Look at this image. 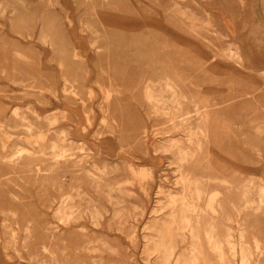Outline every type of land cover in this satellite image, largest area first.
<instances>
[{
	"label": "rangeland",
	"instance_id": "374dc122",
	"mask_svg": "<svg viewBox=\"0 0 264 264\" xmlns=\"http://www.w3.org/2000/svg\"><path fill=\"white\" fill-rule=\"evenodd\" d=\"M263 188L264 0H0V264H264Z\"/></svg>",
	"mask_w": 264,
	"mask_h": 264
},
{
	"label": "bare ground",
	"instance_id": "6f19581e",
	"mask_svg": "<svg viewBox=\"0 0 264 264\" xmlns=\"http://www.w3.org/2000/svg\"><path fill=\"white\" fill-rule=\"evenodd\" d=\"M118 7H116V8H114V9H111V10H108V11H106L105 13H103V14H101L100 15V17H104L103 19H104V21H106V22H108V23H110V24H113V25H119V24H121L123 21H124V13H125V9H124V4H123V2L122 1H119V3H118V5H117ZM99 17V18H100ZM103 21V20H102ZM108 26V25H107ZM100 28V27H99ZM98 32V31H97ZM99 32H101L100 30H99ZM170 79L168 78V81H169ZM184 97V96H183ZM173 98V97H172ZM198 102V101H197ZM198 105V104H197ZM204 106L206 107V109H208L207 107H209L208 105H205L204 104ZM196 110V109H195ZM207 115H208V110L206 111V112H203L202 113V115H201V122L199 123V128L200 129H202V131L203 130H205V127H207V119H208V117H207ZM192 126V125H191ZM198 144H200L199 142H198ZM200 148V147H199ZM250 148V147H249ZM193 153H195V152H193ZM184 161V160H183ZM181 165H183L182 163H181ZM180 168H182V166H180ZM238 171V170H237ZM261 186V185H260ZM179 187H180V191H179V193H178V195L179 196H181L180 198H185L188 194H190V195H192V197L195 199L196 198V200L197 199H200L201 197H202V194H203V192H204V190H203V188H202V186H201V183H200V180H199V178L198 177H193V176H190L188 173H186L185 174V172L183 171L182 173H181V176H180V180H179ZM189 189H191V190H189ZM260 189V188H259ZM263 190H264V188H263ZM190 191V192H189ZM246 192V191H245ZM171 194H172V192H171ZM177 195V194H176ZM247 195H248V193H247ZM247 195H245L246 197H247ZM244 196V197H245ZM180 202V201H179ZM181 203H182V201H181ZM184 204V203H183ZM216 204V203H215ZM182 207H183V205H181ZM215 207V206H214ZM183 209L184 210H198V209H200V207H199V205L198 204H196V203H194V204H192V205H188V206H184L183 207ZM202 209H204V208H202ZM177 211H176V208H174L173 209V211H172V214H173V218L175 219L176 218V213ZM190 212V211H189ZM203 213H204V211H203ZM183 218H184V221H185V223H184V227H190L191 229H192V231H194V230H196L195 228L199 225V219H200V216H198L197 217V219H196V222L195 223H193V218L188 214H186V215H184L183 216ZM188 228H186V229H188ZM198 229V228H197ZM198 231V230H197ZM197 231H194L193 232V235H194V237H195V239H197L198 237H199V234H198V232ZM209 233V236H210V238L213 240V244H214V246H215V248L217 249H221V247L219 246V244H218V241L214 238L215 236H214V234L212 233V231H209L208 232ZM211 241V240H210ZM243 250V249H242ZM244 256V255H243ZM246 256V255H245ZM221 257H223V254H221ZM246 257H248V256H246ZM243 259H244V257H243ZM247 259V258H246ZM245 259V260H246ZM244 260V261H245ZM242 262H243V260H242ZM247 261H245V263H246ZM244 263V262H243ZM247 263H249V261L247 262ZM250 264V263H249Z\"/></svg>",
	"mask_w": 264,
	"mask_h": 264
}]
</instances>
